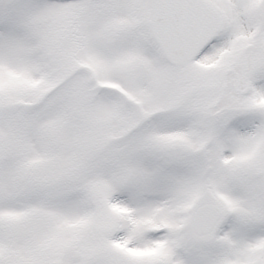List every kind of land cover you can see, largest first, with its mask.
<instances>
[{
  "label": "snow or ice",
  "instance_id": "1",
  "mask_svg": "<svg viewBox=\"0 0 264 264\" xmlns=\"http://www.w3.org/2000/svg\"><path fill=\"white\" fill-rule=\"evenodd\" d=\"M0 264H264V0H0Z\"/></svg>",
  "mask_w": 264,
  "mask_h": 264
}]
</instances>
